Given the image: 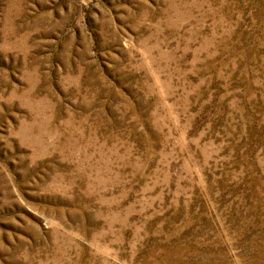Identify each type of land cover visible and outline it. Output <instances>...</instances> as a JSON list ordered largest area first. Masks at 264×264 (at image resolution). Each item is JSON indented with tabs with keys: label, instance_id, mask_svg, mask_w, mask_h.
<instances>
[{
	"label": "rangeland",
	"instance_id": "1",
	"mask_svg": "<svg viewBox=\"0 0 264 264\" xmlns=\"http://www.w3.org/2000/svg\"><path fill=\"white\" fill-rule=\"evenodd\" d=\"M0 264H264V0H0Z\"/></svg>",
	"mask_w": 264,
	"mask_h": 264
}]
</instances>
